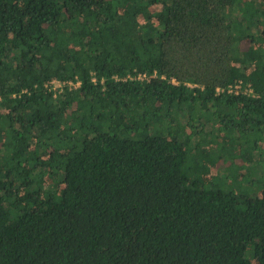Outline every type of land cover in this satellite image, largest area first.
Returning a JSON list of instances; mask_svg holds the SVG:
<instances>
[{"label": "trees", "instance_id": "trees-1", "mask_svg": "<svg viewBox=\"0 0 264 264\" xmlns=\"http://www.w3.org/2000/svg\"><path fill=\"white\" fill-rule=\"evenodd\" d=\"M0 264H264V0H0Z\"/></svg>", "mask_w": 264, "mask_h": 264}, {"label": "built area", "instance_id": "built-area-1", "mask_svg": "<svg viewBox=\"0 0 264 264\" xmlns=\"http://www.w3.org/2000/svg\"><path fill=\"white\" fill-rule=\"evenodd\" d=\"M152 76H155V73ZM136 78L142 80V79H148V76L145 73H140V74H138L136 76ZM171 82L174 83V84H176V81L174 79H172ZM53 83L55 84V87L56 86H60V84L59 83H55L54 80L50 81L49 84L52 85ZM68 84L69 85L70 84L72 85L71 82H69ZM78 84H79V82H75L74 83L75 86H78ZM224 89L227 92H230V93L231 92H233V93L243 92V93H246L248 95L249 94H252V89L250 88V86L248 85V86H246V87L243 88L242 85H241V82L235 83L234 85H229V86H227V88H220V87L219 88H216V92L219 93V92L223 91Z\"/></svg>", "mask_w": 264, "mask_h": 264}]
</instances>
